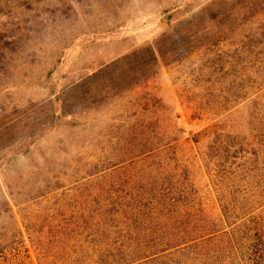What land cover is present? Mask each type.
<instances>
[{
	"label": "rangeland",
	"instance_id": "rangeland-1",
	"mask_svg": "<svg viewBox=\"0 0 264 264\" xmlns=\"http://www.w3.org/2000/svg\"><path fill=\"white\" fill-rule=\"evenodd\" d=\"M263 32L264 0H0V264H65L119 185L186 178L219 214L196 139L254 121ZM255 206L226 225L241 247L264 233ZM220 238L211 254L237 261Z\"/></svg>",
	"mask_w": 264,
	"mask_h": 264
},
{
	"label": "trees",
	"instance_id": "trees-1",
	"mask_svg": "<svg viewBox=\"0 0 264 264\" xmlns=\"http://www.w3.org/2000/svg\"><path fill=\"white\" fill-rule=\"evenodd\" d=\"M260 60L264 63V55ZM261 83L264 89V77ZM262 89L259 97L263 101L256 102L254 121L250 120L247 128L237 131L238 125L230 130L218 126L213 136L207 134L208 145L196 139L219 214L208 210L186 178L168 185L142 181L141 192L119 185L115 197L105 198L96 213L81 215V229L67 234L70 241L61 248L65 264H164L165 257L170 259L167 264H264V233L260 228L244 235L247 243L242 247L236 244L235 235L229 236L226 231L227 224L251 220L255 205L264 195ZM170 142H164L163 149ZM237 155L242 158L238 165L234 166V161L228 164ZM181 173L176 169L177 175ZM238 198L244 203L237 204ZM52 234L57 237L55 232ZM218 236H226L216 243L218 250L227 242L237 261L224 262L222 255L211 254L210 243ZM47 251L39 249L40 253ZM176 253L183 256L182 261L169 257Z\"/></svg>",
	"mask_w": 264,
	"mask_h": 264
}]
</instances>
